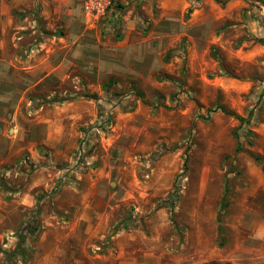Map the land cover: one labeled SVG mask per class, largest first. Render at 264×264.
<instances>
[{
    "label": "rangeland",
    "instance_id": "rangeland-1",
    "mask_svg": "<svg viewBox=\"0 0 264 264\" xmlns=\"http://www.w3.org/2000/svg\"><path fill=\"white\" fill-rule=\"evenodd\" d=\"M0 264H264V7L0 0Z\"/></svg>",
    "mask_w": 264,
    "mask_h": 264
},
{
    "label": "built area",
    "instance_id": "built-area-1",
    "mask_svg": "<svg viewBox=\"0 0 264 264\" xmlns=\"http://www.w3.org/2000/svg\"><path fill=\"white\" fill-rule=\"evenodd\" d=\"M86 23L94 28L106 15L112 0H82Z\"/></svg>",
    "mask_w": 264,
    "mask_h": 264
},
{
    "label": "trees",
    "instance_id": "trees-1",
    "mask_svg": "<svg viewBox=\"0 0 264 264\" xmlns=\"http://www.w3.org/2000/svg\"><path fill=\"white\" fill-rule=\"evenodd\" d=\"M224 112H226L225 110H223ZM237 119L240 120L241 122H245L244 118H241L239 116H237ZM242 143L239 141L238 142V145H237V148H236V152H240L242 151ZM227 196L224 197V201H223V204H222V211H224L226 208H227ZM38 230V228L34 225H31L23 230L20 231V234H19V242L17 244V247L16 249L13 251V252H10L7 254V257L8 259H13L14 257L18 256V255H22L25 253V248H24V245L26 243V239H27V236L26 234H34L36 233Z\"/></svg>",
    "mask_w": 264,
    "mask_h": 264
},
{
    "label": "water",
    "instance_id": "water-1",
    "mask_svg": "<svg viewBox=\"0 0 264 264\" xmlns=\"http://www.w3.org/2000/svg\"><path fill=\"white\" fill-rule=\"evenodd\" d=\"M251 1H254V2H256V3H259V4H261V5L264 7V3L261 2V1H259V0H251Z\"/></svg>",
    "mask_w": 264,
    "mask_h": 264
},
{
    "label": "crops",
    "instance_id": "crops-1",
    "mask_svg": "<svg viewBox=\"0 0 264 264\" xmlns=\"http://www.w3.org/2000/svg\"><path fill=\"white\" fill-rule=\"evenodd\" d=\"M64 62H62L60 65H62Z\"/></svg>",
    "mask_w": 264,
    "mask_h": 264
}]
</instances>
